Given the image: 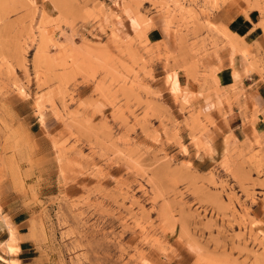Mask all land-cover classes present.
Wrapping results in <instances>:
<instances>
[{"label": "rangeland", "instance_id": "374dc122", "mask_svg": "<svg viewBox=\"0 0 264 264\" xmlns=\"http://www.w3.org/2000/svg\"><path fill=\"white\" fill-rule=\"evenodd\" d=\"M249 20L264 0H0V250L14 217L32 264H264L262 122L218 79L264 73Z\"/></svg>", "mask_w": 264, "mask_h": 264}, {"label": "crops", "instance_id": "0c3cea01", "mask_svg": "<svg viewBox=\"0 0 264 264\" xmlns=\"http://www.w3.org/2000/svg\"><path fill=\"white\" fill-rule=\"evenodd\" d=\"M252 24L250 20L247 24V27L242 31V35L246 37L247 40L254 43L258 55L263 59L264 63V33L258 32L253 33L251 31ZM239 28L235 27V31H238ZM264 69V64L263 68ZM248 71V66L241 65L234 70H229L225 74H220L218 79L219 83L224 86H231L233 84L237 85V88H240L242 98L240 100L241 107H245L250 112H256V118L261 119L262 124L256 126V130L259 132H264V73H250ZM234 74L237 75V78L234 77ZM227 120H224L225 128L229 129V126L236 125L241 126L243 121L242 110L233 109L232 116L228 115ZM13 227L15 228L17 241L15 243V248H18V253L14 255L4 254L0 250V257L3 260H0V264H8L6 260L16 261L18 264H32L30 260V252L32 246L30 245L29 240H24V229L21 228V225L26 222V220H17L13 217L10 220ZM6 224L0 222V244L4 243L8 237V231L6 229ZM8 241V240H7Z\"/></svg>", "mask_w": 264, "mask_h": 264}, {"label": "bare ground", "instance_id": "6f19581e", "mask_svg": "<svg viewBox=\"0 0 264 264\" xmlns=\"http://www.w3.org/2000/svg\"><path fill=\"white\" fill-rule=\"evenodd\" d=\"M9 237H10V238H12V234H11V235H9ZM5 246H6V247H8L9 245H8V244H6Z\"/></svg>", "mask_w": 264, "mask_h": 264}]
</instances>
